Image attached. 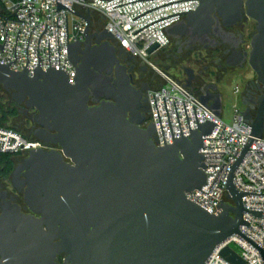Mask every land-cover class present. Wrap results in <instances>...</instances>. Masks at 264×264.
Segmentation results:
<instances>
[{
	"label": "water",
	"instance_id": "water-1",
	"mask_svg": "<svg viewBox=\"0 0 264 264\" xmlns=\"http://www.w3.org/2000/svg\"><path fill=\"white\" fill-rule=\"evenodd\" d=\"M214 10L225 26L240 21L241 12L255 22L245 60L264 89V0H200L182 24L166 32L176 37L196 30ZM117 50L123 52L109 32L87 28L83 41L68 46L76 70L72 81L63 71L38 68L29 75L0 65L1 88L11 92L16 104L36 112L32 136L50 148L25 152L24 200L38 216L16 222L23 231L36 228L43 236H31L22 245L47 243L45 264H59L58 254H65L63 264H205L220 243L240 235L243 193L232 181L233 171L253 138L264 137V93L257 98L254 117L247 109L242 112L250 139L227 182L233 205L223 202L211 214L186 193L205 182L200 149L214 124L204 122L189 137L156 146L143 92L131 84ZM200 102L221 114V102ZM6 246L0 244V264H17ZM258 250L264 261V250ZM220 255L231 264H244L228 246Z\"/></svg>",
	"mask_w": 264,
	"mask_h": 264
},
{
	"label": "built area",
	"instance_id": "built-area-1",
	"mask_svg": "<svg viewBox=\"0 0 264 264\" xmlns=\"http://www.w3.org/2000/svg\"><path fill=\"white\" fill-rule=\"evenodd\" d=\"M0 65L13 71L54 69L76 74L68 59V46L84 40L85 30L93 32L100 17L104 30L123 52L150 64L149 56L166 47V30L188 12L198 8L200 0H0ZM58 5L62 7L59 8ZM157 45L153 53L148 50ZM238 103V102H237ZM233 104L230 122L202 105L182 82L165 76L158 88L148 91L149 122L155 129L156 146L189 137L204 122H212L210 134L203 137L200 153L205 166V182L186 193V198L208 213H217L227 198L231 170L250 139V125L238 104ZM43 146L35 138L0 126V153L15 155ZM232 181L243 193V223L240 235L220 243L205 264H231L220 251L233 249L244 264H264L258 248L264 250V137L253 138L244 157L233 171ZM257 213V214H256ZM234 245L237 250L232 246Z\"/></svg>",
	"mask_w": 264,
	"mask_h": 264
},
{
	"label": "flooded vegetation",
	"instance_id": "flooded-vegetation-1",
	"mask_svg": "<svg viewBox=\"0 0 264 264\" xmlns=\"http://www.w3.org/2000/svg\"><path fill=\"white\" fill-rule=\"evenodd\" d=\"M241 13L240 21L225 26L222 17L214 10L209 19L201 21L198 29L189 28L184 35L170 37L168 45L159 50L156 58V65L161 70L125 52L117 50L116 55L131 84L142 90L146 103L148 91L158 88L165 76L182 82L199 100L209 105L222 103L221 87L225 79L249 66L245 54L250 49V35L255 25L253 29H249V22L253 20L246 17L245 13ZM183 22L184 18L178 24ZM101 31H104L102 17L98 19V25L93 32ZM5 92L9 94L7 105L17 107L18 113L14 118L18 125L33 138L32 132L37 125L32 119L36 112L24 104H16L11 99V92ZM263 93V85L257 81L256 75L233 88L239 108L242 112L247 109L252 117L256 115L257 98ZM145 115L149 123V115ZM38 148L50 149L44 144ZM24 158L25 152L9 156L0 155V244L6 242L7 249L12 251L10 258L19 259L17 264H45L48 259L47 243L22 245L25 239L33 236L40 240L43 234L36 228L31 232L23 231L16 222L21 220L22 216H38L30 210L24 200L27 186L25 172L28 170L23 167ZM16 169L18 173L14 175ZM4 220L10 222L4 223L2 222ZM42 230L47 233L45 226H42ZM10 258L5 260L12 261ZM64 259L65 254H58L55 262L63 264Z\"/></svg>",
	"mask_w": 264,
	"mask_h": 264
},
{
	"label": "rangeland",
	"instance_id": "rangeland-1",
	"mask_svg": "<svg viewBox=\"0 0 264 264\" xmlns=\"http://www.w3.org/2000/svg\"><path fill=\"white\" fill-rule=\"evenodd\" d=\"M254 25H255V22L250 21L249 22V29H251V28L253 29ZM158 54H159V51L151 54L148 59H149V62L151 63V65L153 67L161 70V68L156 65L157 64L156 58H157ZM152 66H149V67L153 68ZM237 73L228 76L225 79V81L221 87L222 93H223L221 115H222V118L225 122L231 121L232 112H233V104L237 103V99H236L235 95L233 94L234 86H236L238 84H242L243 82L247 81L249 78L255 76V73L251 70V68L249 66H246L242 71H239ZM8 99H9V94L7 92H5L0 86V103H2L3 105H6ZM14 117H9L7 119L6 125H8L10 127H14L18 131H20V133L31 137L21 126L18 125V122H17V120H15ZM232 246L237 250V248L234 245H232Z\"/></svg>",
	"mask_w": 264,
	"mask_h": 264
},
{
	"label": "trees",
	"instance_id": "trees-1",
	"mask_svg": "<svg viewBox=\"0 0 264 264\" xmlns=\"http://www.w3.org/2000/svg\"><path fill=\"white\" fill-rule=\"evenodd\" d=\"M12 1H18V0H12ZM2 7L1 3H0V8ZM18 113L17 111V107H14L12 104H9V105H3L2 103H0V126L2 127H7V128H10V129H13L15 131H18L17 129H15L14 127H10L8 125H6V122H7V119L9 117H14L16 116ZM20 132V131H18ZM22 134V133H21ZM24 137L26 138H32V137H29V136H26L24 134H22ZM0 155H3V156H9L8 154H1Z\"/></svg>",
	"mask_w": 264,
	"mask_h": 264
}]
</instances>
